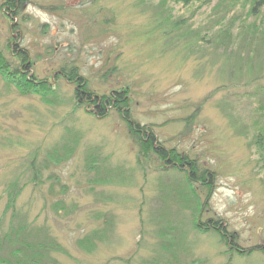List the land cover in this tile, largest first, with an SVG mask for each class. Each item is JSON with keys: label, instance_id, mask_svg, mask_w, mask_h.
<instances>
[{"label": "rangeland", "instance_id": "1", "mask_svg": "<svg viewBox=\"0 0 264 264\" xmlns=\"http://www.w3.org/2000/svg\"><path fill=\"white\" fill-rule=\"evenodd\" d=\"M6 2L1 57L19 67L23 52L36 80L55 90L46 99L22 92L0 72L4 228L16 190L15 212L56 241V264H264V92L249 84L264 79V8L253 11L252 0H22L12 12ZM70 66L99 95L127 91L132 117L158 143L210 169L211 191L195 185L203 217L223 219L240 246L256 251L231 260L217 237L198 230L199 210L181 200V192L193 199L186 173L142 155L114 107L90 112L61 74Z\"/></svg>", "mask_w": 264, "mask_h": 264}, {"label": "trees", "instance_id": "2", "mask_svg": "<svg viewBox=\"0 0 264 264\" xmlns=\"http://www.w3.org/2000/svg\"><path fill=\"white\" fill-rule=\"evenodd\" d=\"M181 1L188 4L192 0ZM252 1L253 11L256 12L264 8V0ZM17 2L22 4V0H7L3 6H9L7 8L14 12L17 7ZM12 7L15 8L12 9ZM22 53H20L21 55L19 54L22 61L20 66L24 67H13L12 64L6 63V58H4V56L1 57L0 55V72L8 82L22 92H40L44 99H46L48 94L52 93L51 91L55 90V88L53 89V86L50 83L43 81L39 82L36 80L35 75L31 74L29 71L30 64L27 63L28 59L26 54ZM61 74L68 81L76 83L75 98L86 103L89 108L91 107L90 112L104 116L106 115L108 107H114L120 113V118H122L127 124L131 137L142 149V155H144V153H147L146 155H148L151 152L157 155L160 159H163L168 165H173V168H176L179 173H186L187 183L190 185L191 191L193 192V194L191 192L193 199L188 200L187 198H184L189 197L190 193L183 194L181 192V200L184 199L188 201L186 205H193V207H191L194 211L195 209L199 210V212L196 213V217L195 214L192 213L195 217L194 224L196 228L211 233L213 236L217 237L219 244L228 248L227 253L230 255L229 259H233L235 256L247 257L250 256L252 252L256 251L250 250L251 247H247L245 250V247L240 246L236 238L237 236L235 235L236 233L230 231L223 219L203 217L206 203L201 201L195 185L211 191L214 178L213 172L200 165L196 159H193L189 155L178 152L176 149H167L163 144L158 143V138L153 128L142 126L132 117L128 108L129 98L127 97V91L123 89L114 90L109 95H99L88 86L86 80L79 73L76 66L62 67ZM253 82V90L255 89L257 93L263 94L264 79H255L254 81L252 80L249 82V84H252ZM38 85H42V91L38 89ZM260 143H264V140ZM69 153L70 152L66 155ZM61 157L58 159H61ZM18 188L19 190L21 189L20 187ZM10 194L12 199L9 201L8 205L12 207V214L7 228L5 229L3 222H0V264H56L50 254L53 249H58L56 241L47 233L42 234L40 233L41 230L33 231L27 223H24L25 220L22 217H19V214L15 212L14 200L17 198L16 194H18V191H11ZM170 224H168L166 228H168ZM231 244H233V246H231ZM239 248L244 250H240Z\"/></svg>", "mask_w": 264, "mask_h": 264}]
</instances>
